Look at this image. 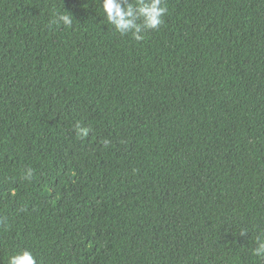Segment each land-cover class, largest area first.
<instances>
[{"label": "trees", "instance_id": "obj_1", "mask_svg": "<svg viewBox=\"0 0 264 264\" xmlns=\"http://www.w3.org/2000/svg\"><path fill=\"white\" fill-rule=\"evenodd\" d=\"M165 3L0 0V264H264V0Z\"/></svg>", "mask_w": 264, "mask_h": 264}, {"label": "clouds", "instance_id": "obj_2", "mask_svg": "<svg viewBox=\"0 0 264 264\" xmlns=\"http://www.w3.org/2000/svg\"><path fill=\"white\" fill-rule=\"evenodd\" d=\"M104 18L120 35L130 34L136 41H142L149 31H158L164 24V17L168 13L165 0H100ZM74 16L64 9L63 12L53 14L50 23L71 27ZM75 132L78 136L90 134L89 129L77 125ZM33 169L27 168L24 179L31 180ZM247 231H241L240 235H247ZM251 254L264 260V230L259 231L252 240ZM8 264H37V258L33 251L22 248L10 255Z\"/></svg>", "mask_w": 264, "mask_h": 264}]
</instances>
